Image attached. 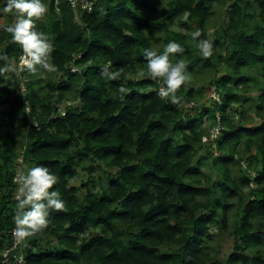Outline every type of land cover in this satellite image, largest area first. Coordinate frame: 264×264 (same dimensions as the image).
Returning a JSON list of instances; mask_svg holds the SVG:
<instances>
[{"label":"trees","instance_id":"obj_1","mask_svg":"<svg viewBox=\"0 0 264 264\" xmlns=\"http://www.w3.org/2000/svg\"><path fill=\"white\" fill-rule=\"evenodd\" d=\"M220 2L95 0L87 12L70 0H42L47 12L31 19L53 45L54 72L19 70L22 46L5 30L15 10L1 3L0 55L8 60L0 68L16 71L0 72V253L17 226L15 176L44 166L57 176L49 191L65 210H50L44 233L21 241L23 264H264V0H234L205 58L191 33L208 40ZM170 41L184 51L169 61H182L191 76L177 104L158 96L166 84L148 76L145 58V49L163 54ZM200 60L222 71L207 83L218 100L202 102L205 87L192 86ZM105 67L118 78L109 80ZM78 170L91 176L72 185ZM223 233L232 244L220 259L206 244Z\"/></svg>","mask_w":264,"mask_h":264},{"label":"clouds","instance_id":"obj_2","mask_svg":"<svg viewBox=\"0 0 264 264\" xmlns=\"http://www.w3.org/2000/svg\"><path fill=\"white\" fill-rule=\"evenodd\" d=\"M15 10L16 22L14 25L7 27L5 30L11 34L12 39L18 42L23 49L29 54L30 59L24 63L29 71H37V65L40 69L48 72L56 71V66L50 63V54L53 51V45L43 32L36 30L32 17L40 20L47 8L42 0H7L3 11L11 13ZM193 41L203 57L208 58L213 54V42L205 39H197L201 36L199 30L191 33ZM184 49L175 41H170L163 54H157L151 49H145V58L148 60V76L155 80L163 79L166 87H161L158 96L161 99L168 98L173 104L179 103L176 93L181 85L191 79L186 73V65L180 61L172 64L169 61V53H181ZM23 52L20 60L22 59ZM0 60H8L6 55H0ZM19 60V62H20ZM15 72L16 68L8 64L0 68V72ZM104 74L109 80H115L120 75L119 72H109L105 67ZM128 89L124 86L119 87V92L127 94ZM57 183V176L50 171L48 167L36 166L31 167L20 177L18 191V208L16 216V229L14 236L17 241H23L35 237L37 234H43L49 226L50 210H65L64 201L60 198V193L51 190Z\"/></svg>","mask_w":264,"mask_h":264},{"label":"rangeland","instance_id":"obj_3","mask_svg":"<svg viewBox=\"0 0 264 264\" xmlns=\"http://www.w3.org/2000/svg\"><path fill=\"white\" fill-rule=\"evenodd\" d=\"M4 0H0V5L1 3L3 2ZM234 0H221L220 4L217 5L214 9H213V12H212V15H211V18H210V22H209V30L207 32V38L208 40L212 41L213 39L217 38V36H220L221 35V30L226 28L227 26V15H226V10L229 8L230 4L233 3ZM249 1H252V0H249ZM242 7L243 8H246L248 11H249V8L247 6H245V2L242 4ZM1 8V7H0ZM15 19H13L12 17L10 16H6V15H3L2 17V22H14ZM196 30H194L193 32H195ZM162 43V39L160 37H156V40L154 42V46L155 47H159ZM221 50L220 48H218V51ZM22 52H23V56H22V59L20 60L19 62V70L21 68V65H26L24 63V61L26 59H30V56L29 54L23 49L22 47ZM200 59H203L202 57H199ZM202 64H203V60H200L199 62H197L195 64V68L197 70L196 72V81L195 83H193V87L195 89L201 87V86H204L205 88V92H204V95L201 97V101L202 102H205L207 97H211L210 95H214V86H209L207 83L208 81L213 78L215 76V74H221L222 71L220 72H215V69L212 67V68H208V69H204L202 67ZM248 74H251V75H255L254 71L253 70H249L248 71ZM46 76V75H45ZM55 78L58 80V75L55 76ZM20 91H24L23 87L20 88ZM257 90L256 88H253L249 94H247V96H255L257 94ZM250 103V102H249ZM260 105L261 103L258 102ZM189 107V105H187ZM185 105V107H187ZM247 114L248 115H254V111L253 109H247ZM261 113L264 114V108L263 110L261 111ZM204 119V123L205 125H207L208 127L211 125L210 124V121L208 120H205ZM215 133V132H214ZM207 139V137H204L203 140L205 141ZM209 163L207 162V164L205 165V171H209ZM231 167H232V171L233 173L236 174V172L238 171V166L234 163L231 164ZM242 168L243 169H246L248 170L247 168V162L243 161L242 163ZM249 171V170H248ZM252 177L254 176L253 173H251ZM91 176V175H90ZM89 174L85 171H80L78 170L77 171V174L75 175V177L70 181V183L72 185H77L79 186L80 184L84 183L87 181V179L90 177ZM92 176L94 177V179H98L99 176L97 174L96 171H94L92 173ZM18 196H20V194L17 193ZM84 195V190H80V193H79V197H82ZM236 209L235 207L231 208V210L229 211L228 213V231H231L234 227V222H235V218H236ZM210 233L212 235H215L217 233V229L214 228V227H211L210 228ZM231 244H232V239L230 236L226 235V234H222L221 236H219V238L215 241H210L209 243L206 244V246L210 249L211 252L214 253V250L216 251L218 257L220 259H223L226 257L227 253L229 252L230 250V247H231ZM170 249H167V251H169Z\"/></svg>","mask_w":264,"mask_h":264},{"label":"built area","instance_id":"obj_4","mask_svg":"<svg viewBox=\"0 0 264 264\" xmlns=\"http://www.w3.org/2000/svg\"><path fill=\"white\" fill-rule=\"evenodd\" d=\"M70 1H71V4L73 7H76L79 5L81 9L86 10L87 12H90L92 9L93 2L95 0H70ZM77 57H79V56H77ZM70 70H71V72H76V71H78V68L76 65L71 64ZM214 93H215L214 95H210V96L213 97L214 99L218 100L219 97L217 96L215 90H214ZM189 106H191V104H189ZM218 130H219V126L216 125L214 127V132L217 133ZM214 132H213V135L215 134ZM242 163H243V161L241 162V165H242ZM248 170H246V171L249 172ZM14 180L16 182H18L20 185L19 174H17L15 176ZM18 194H20L19 191H18ZM16 197L18 198L19 196L16 195ZM16 227L12 228V230H11V235H12V239H13L12 243L10 245L5 246L0 253V264H23L24 263L23 255L21 253L17 252L18 248H19V244L21 243V241L18 242L17 238L14 236V230L16 229Z\"/></svg>","mask_w":264,"mask_h":264}]
</instances>
